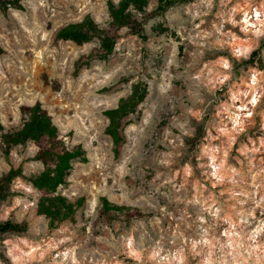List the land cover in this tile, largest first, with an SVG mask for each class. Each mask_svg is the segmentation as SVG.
Wrapping results in <instances>:
<instances>
[{"label": "clouds", "instance_id": "9594fccd", "mask_svg": "<svg viewBox=\"0 0 264 264\" xmlns=\"http://www.w3.org/2000/svg\"><path fill=\"white\" fill-rule=\"evenodd\" d=\"M77 7L0 0V264H264V0H129L127 23L108 0ZM68 19L88 39L65 60L51 25ZM51 95L56 134L24 136ZM46 150L76 169L57 215L40 211Z\"/></svg>", "mask_w": 264, "mask_h": 264}, {"label": "trees", "instance_id": "16d2710c", "mask_svg": "<svg viewBox=\"0 0 264 264\" xmlns=\"http://www.w3.org/2000/svg\"><path fill=\"white\" fill-rule=\"evenodd\" d=\"M129 0H124V2L120 5V9L119 11H115L112 8V3L109 2V9L112 10V14L117 18V21L119 23H127L130 21L131 17L130 16H126L124 15V11L127 7ZM131 2L136 3L138 6H143L146 4V0H131ZM85 23L89 26L92 27L93 26V22L92 19L87 16L85 18ZM81 26L78 25L77 23H72L67 25V27H63L59 30L58 32V36L57 39L59 40H63V41H70V40H75L77 42L80 41H84L86 39H88L87 36H85L84 33L79 31V28ZM139 27V26H137ZM117 35V34H116ZM115 43V39L112 37H109L108 39L105 40V47L106 48H111ZM1 52V49H0ZM79 63V62H78ZM77 63V64H78ZM34 112L36 111H44V116L43 117H33V123L31 125H29L28 130L23 134L24 136H28L31 135L33 137H35L36 139H40L41 138V134H47L48 136H54L56 134L57 129L51 125L50 121H51V117L49 116V114L47 113V111L45 109H43L41 103H39L36 107V109L33 110ZM110 115H115V113H109ZM115 126V119L113 120V128ZM113 128H109L108 131L112 136H116V133L113 131ZM4 128L2 126H0V132H3ZM7 140L11 141L12 143H22L23 139L21 137V135H17L15 138L12 137L11 135L6 137ZM117 142H118V137L116 138ZM45 143H47V141L45 140ZM80 153V149L77 150L76 154L79 155ZM73 154L71 152H69L66 155L60 156V155H54L52 152L50 151H44L43 153V158H45L46 160L51 158L52 163L49 165V170L48 172H46L44 175L40 176L39 179L36 181V184L39 188L44 189L48 194H55L57 192V190L59 189L58 186L60 185H65L66 184V180H65V176L64 173L66 170L71 169L72 171V166L70 164V160H71V156ZM59 163H56V162ZM53 171H55V175L52 176L50 175ZM71 171H69V175L71 173ZM11 175L13 176H18L21 175V171L19 170H14ZM10 176L5 178V183L8 182V180H10ZM3 197H0V199H2ZM47 198V197H46ZM48 202H50V204L53 205V207L56 209V211H59V207L64 206L66 204V200L65 198H63L60 195H53L51 197H48ZM106 203V210H108V208H112L114 210H122V211H126L128 210L127 206H124V208H121V206L119 204H113V205H108L107 200H105ZM45 210H47V208H44ZM46 212V211H45ZM69 212H71V209H69ZM48 213V212H47ZM49 215H51L52 213H48ZM13 225L11 223H9L7 226L5 225H0V231H7L8 228H12Z\"/></svg>", "mask_w": 264, "mask_h": 264}, {"label": "rangeland", "instance_id": "374dc122", "mask_svg": "<svg viewBox=\"0 0 264 264\" xmlns=\"http://www.w3.org/2000/svg\"><path fill=\"white\" fill-rule=\"evenodd\" d=\"M94 2L97 4V8H99L100 0H94ZM109 2L112 3V0H108V3ZM59 3L63 4L67 8L73 9L77 14H79V8L77 7L78 0H59ZM88 16L92 19L91 14H89ZM64 23H67V25H69V24L76 23V22H75L74 19H68L66 21L55 22V23H53L51 25V27L59 28V30H60L61 28L64 27L63 26ZM117 35H119V34L117 33ZM59 42H60V40L57 39V47L60 48V51L63 53V51H64L63 47L60 46ZM64 42H65V45L67 46V49H68L67 54L64 55V59L67 60L69 55L72 56L73 58H75L76 50L73 49L72 46L68 44V41H64ZM114 44L118 45V41L115 40ZM2 52H3V49H1L0 53H2ZM78 62H77L78 63L77 64V68L79 67V64L82 63L83 61L81 60V61H78ZM54 65H55V60H53V71H54ZM43 71H44V68H43V65H41L40 72H43ZM40 72L36 71V66H35V64H33L32 75L35 76V77H39L40 76ZM51 78H52L51 73L48 76L44 77V79L48 80V81H50ZM30 79L31 78L28 75H24L23 80H21L20 74H16L13 77V83L11 84V95H13V96L16 95L17 87H25L28 84ZM16 82H19V83H16ZM32 84H33V87H36V88L40 87V84L38 83L37 80H33ZM49 91L50 90L46 89L45 90V94L47 95ZM3 95L7 97L9 95V93L8 92H4ZM49 100L50 101H54L55 104L54 105H50L48 108H45L42 102H41V105H42L43 109H45L47 111V113L49 114L50 117H51V107L52 106H55V107H57L59 109H63L65 107V105H62L60 103V99H59V97L57 95L49 96ZM112 100H113V102L115 101V96L112 97ZM0 111H2V110H0ZM5 114L9 118V123H14L15 122V111H14V108H13L11 103H9L7 111H6ZM72 115L74 116L75 112H73ZM65 121H68V117L67 116H65ZM0 126L5 128V125L3 123H0ZM115 126H116V121H115ZM73 143L75 144V143H78V142L77 141H73ZM28 171L30 172L31 170L29 169ZM75 171H76V169L73 168L71 173H70V175H69L70 179L67 180L66 184L64 185V191H59V189H58L57 192L55 194H53L54 196L55 195H60L63 198H65V200L67 199V196L69 194L68 193V189L72 186V179H74V177L72 176V173L75 172ZM89 171H90V169H89ZM76 175L77 176H87V173L83 169H81L79 172L76 173ZM113 183H115V181H113ZM53 195L48 194V196H46V197L48 198V197H51ZM46 197H42L41 198V209H40V211L41 212H45L46 211L48 213H52L51 215H57L59 213V211H56V209L53 207V205L50 204V202H48V199ZM82 202L83 201H81V203ZM45 204L50 205V207H47V210L44 209L45 208L44 207ZM117 204H119V203H117ZM53 209H55V211H53Z\"/></svg>", "mask_w": 264, "mask_h": 264}]
</instances>
